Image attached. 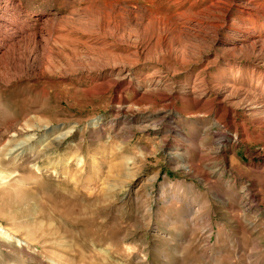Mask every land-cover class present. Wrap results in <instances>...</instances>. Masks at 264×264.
Returning <instances> with one entry per match:
<instances>
[{"label":"rangeland","instance_id":"obj_1","mask_svg":"<svg viewBox=\"0 0 264 264\" xmlns=\"http://www.w3.org/2000/svg\"><path fill=\"white\" fill-rule=\"evenodd\" d=\"M14 1L0 0V264H264V143L251 127L219 145L230 118L160 97L195 90L204 66L207 84L254 92L264 53L242 31L264 39V0ZM229 7L218 28L189 19ZM118 60L124 88L119 67L95 70Z\"/></svg>","mask_w":264,"mask_h":264},{"label":"bare ground","instance_id":"obj_2","mask_svg":"<svg viewBox=\"0 0 264 264\" xmlns=\"http://www.w3.org/2000/svg\"><path fill=\"white\" fill-rule=\"evenodd\" d=\"M5 1L7 2L6 5L7 4H12V3L15 2L14 0H5ZM236 1H238V0H234V2H236ZM255 1H258V0H255ZM173 2L175 4H177V5L182 4V3H184V4L188 3V4H190V6H189V8H187V7L186 8L189 10L191 8H194L196 5L199 6L198 4L200 2L203 3V4L209 2L210 6H209L208 9H212L213 6H217L218 3H216V2H220V0H173ZM184 4H183V6H184ZM180 6H182V5H180ZM197 10H198V12H196V13L199 14V15L201 13H203V12H206L205 9H203V8L202 9H197ZM209 11H211V10H209ZM181 12L182 13L179 14V16H180L179 17V21L182 20V19L185 20V18H183V16H185L186 12H184V11H181ZM213 12L214 13L211 12L207 16L203 15V17H190L189 19L191 21L194 20L196 23H204V25H205V23H207V25H209L210 27H214V28H218L220 23L222 24V22H221L222 20L225 23H227V24H228V21H230L229 20L230 15H231V8L230 7L225 9V11L221 13L222 17L220 15L215 14V11H213ZM240 14L249 16V15L252 14V10L251 9H247V8H242V9H240ZM209 18H212V21H210ZM5 24H6V20L1 18L0 19V25L3 26ZM169 24L170 23H168V25ZM172 26L173 25L170 24V27H172ZM158 27H159L158 28V34L162 35V37L164 35H166V33H167V30L165 29L166 26L164 27L163 25H161L159 23ZM7 28L11 29V30L14 29L12 26H10V27L8 26ZM242 32H243L244 35L249 37V41H250L249 43L250 44H247V45L251 46V49H252L253 53L254 52H259L260 54H263L264 53V39H261V37L260 38H255L254 37V33H256V27H254V26L253 27H245ZM31 33H33V32H31ZM215 41H218L219 43H221L218 39H215ZM118 42H120V41H118ZM31 59L33 60L34 58H31ZM34 61H36V60H34ZM95 61H97V60H95ZM227 62H228V64L229 63L230 64H232V63L233 64H235V63L237 64V62L230 61V59L227 60ZM211 63H213V64L216 63V60L211 62ZM35 65L39 66L40 63L36 62ZM108 65L111 66V68H112L111 70L112 71H114V69L116 67H119L118 68V77L116 79L114 78V80H112V82L114 83V85L116 87L120 88V87H123L126 83H129V81H127V74L128 73H125L128 68H126V64L123 61H119L118 60L117 62H113L111 64H103V65L98 64V66H96L95 70L100 72L101 69H105L106 66H108ZM202 65L203 64H201V67H202ZM255 67H256L257 70H260V71H258V73L260 74L261 78H259V80L257 81L256 85L254 86L255 87V91L254 92H252L251 90L250 91L249 90H241V89H236L235 90V89L232 88V86H230V83L226 84V83H221L220 82V83H218L216 85L213 84V83L207 84V79H206V77L204 75V73H205L204 71H208V70H206L207 69L206 66H204L202 71H200V73L203 74V79H201L200 84L196 87V89L195 90L194 89L185 90V91L180 93V96L173 97V94L172 93H171L172 95L170 94V92H174V89L168 90V89L165 88V90H168L169 92L165 91L164 89L161 90L160 89L161 87L159 85L160 81H161L160 78L156 81V83H153L154 87L153 86L152 87L153 88H155V87L159 88L160 87L159 88L160 91H161L160 97L165 99V101L167 99H170L171 101H176L177 99H181L182 101L183 100H190V101L194 102L198 107H200V112L213 113L215 115V117H216V122H215L216 124H223L226 119L230 118V128H234L235 134H234V136H231L228 132L220 133V134L216 133L215 136L218 139L217 143L219 145L223 144L225 141L226 142H228V141L236 142L240 138H242L244 141H246V139H250L251 135L248 134V133H249V130H250L249 128H251V127H253V131H252L253 134L254 133L256 134L254 136L255 139H257L260 142L264 143V68H261L258 65H256ZM237 73L239 75H241L242 69L239 68L237 70ZM123 88H122V90H123ZM121 98H122V95H121ZM235 107H241V109L243 110L242 113H241L243 115L244 119H245L244 123H242L243 125H237V123H236L238 111L235 109ZM249 121H251V124H249L251 126L247 125ZM16 133L15 134L12 133V135L17 136L18 134H16ZM14 136H12V137H14ZM8 143H10L9 145H12L10 141ZM12 143H13V141H12ZM14 143L16 144V142H14ZM17 146H18V144H17ZM190 166H187V167H190ZM253 198L255 200H258V197H257L256 194L253 195Z\"/></svg>","mask_w":264,"mask_h":264}]
</instances>
